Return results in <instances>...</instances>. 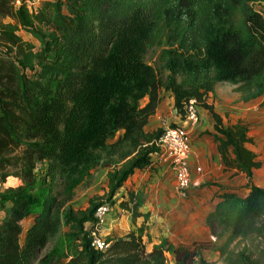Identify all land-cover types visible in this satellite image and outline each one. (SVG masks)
Listing matches in <instances>:
<instances>
[{"label":"trees","instance_id":"1","mask_svg":"<svg viewBox=\"0 0 264 264\" xmlns=\"http://www.w3.org/2000/svg\"><path fill=\"white\" fill-rule=\"evenodd\" d=\"M257 3L264 0H44L31 11L27 4L0 0V170L14 166L12 173L24 182L2 195L0 264H35L60 226L58 198L47 178L41 183L47 192H38V162L52 159L61 168L69 160L83 166L90 159L88 168L108 166L113 194L150 165L166 129L144 128L162 84L142 58L164 44L160 60L171 70L205 78L186 88L168 77L165 87L173 91L181 121L196 99L214 120L211 135L224 166L249 178L246 195L218 190L206 223L215 237L228 232L220 248L227 264H264V187L252 182L264 159L248 146L254 141L248 124L225 125L206 101L222 82L239 84L244 101L264 95V12ZM20 30L35 36L39 48ZM145 96L149 103L139 107ZM119 128L124 133L109 142ZM10 176L1 175L4 181ZM130 194L122 207L135 221L146 218L138 210L140 196ZM101 204L91 200L85 209H69L66 218L82 229L91 224L89 234ZM144 229L111 239L104 250L86 237L65 264H168L170 250L175 264H195L201 254L197 242L173 249L164 242L149 252ZM235 241L243 244L239 250ZM199 263L206 261L200 257Z\"/></svg>","mask_w":264,"mask_h":264},{"label":"rangeland","instance_id":"2","mask_svg":"<svg viewBox=\"0 0 264 264\" xmlns=\"http://www.w3.org/2000/svg\"><path fill=\"white\" fill-rule=\"evenodd\" d=\"M255 7L258 10L264 12V4L257 3ZM9 19H6L8 21ZM19 34L25 39L36 45V49L39 48L40 42L33 36L30 32L25 30H20ZM167 47L165 44L156 46L142 58L143 61L153 66L159 80L161 81V86L159 87L158 95L154 107H152L148 112L147 121L144 124L146 131H154L158 128L167 129L175 126H186L189 130L192 143L197 141H204V143H215L217 144L211 133L214 132V120L208 110L200 107L199 120L194 122H182L181 115L174 105V95L171 89H167L165 86L168 83V77L173 75L176 81L182 84L186 88H195L205 82L204 76H199L194 78L187 73H182L181 71L171 70L164 62L160 60V54L163 48ZM204 91L201 89V92ZM242 91L239 84H233L229 82L217 83L215 87V92L206 95V101L215 106V109L223 115L225 125L230 123H235L238 120H242L248 124L250 128V135L253 137V143L248 144L251 147H256L260 154H264V95L261 97L244 101L242 99ZM150 101L149 96H145L139 99V107L146 106ZM123 128H119L116 132L114 138L109 139V142H114L118 139L120 135L124 133ZM199 139V140H198ZM158 142V141H157ZM219 148V147H218ZM18 152H21L18 150ZM194 155V152L192 156ZM154 156V157H152ZM151 156V162L154 161L156 156L153 154ZM103 162V161H102ZM91 160L89 159L87 164L80 166L75 165L72 160L67 161L62 165V167L56 168V163L54 160L40 161L37 164L35 170L38 176V192L45 195L47 192L43 190L41 185L42 179L47 178V184L50 185L54 194L58 198V204L55 209L56 215L59 216L60 226L55 228L49 236V241L46 247L42 250L39 259L35 264H65L71 257L77 254L83 247L85 239H89L91 234L87 233V225L82 229L80 225L66 218V213L69 209L80 210L85 209L90 206L91 200L96 203H107L111 207V215L109 219H116L114 222L108 219L105 233L102 237L104 240L109 242L111 239L119 238L125 236L131 230H139V226L135 220H133L132 215L129 211L122 207V203L127 202L131 196V191L137 193L141 200L145 201L147 198L146 187L148 184L144 180L143 182L127 181L121 189L116 193H111V188L109 186L108 171L109 167L105 165H96L93 168H88ZM59 164V163H58ZM151 164V163H150ZM86 167V168H84ZM147 169L149 167H146ZM155 168V167H153ZM207 167V172L210 170ZM84 169V170H83ZM152 169V168H151ZM16 170V167L9 166L5 169L0 170V210L3 208L4 203L2 202V195L7 193L8 190H16L19 186H22L24 182L22 179L12 172ZM138 171V170H137ZM256 171V170H255ZM252 177V182L258 184V186L264 187V168L262 167ZM139 172V171H138ZM149 172V171H148ZM12 174L6 181L2 180V174ZM238 173V172H237ZM147 173L143 174L146 175ZM205 174V178H206ZM239 174H234L236 176ZM209 178V177H208ZM238 178V177H237ZM139 179V178H138ZM173 182L174 195L176 196L175 180ZM141 183V185L139 184ZM148 183V182H147ZM224 183L226 181L224 180ZM222 177L220 179L209 178L202 180L198 187L194 190L203 191L204 196L208 197V190L213 189L214 186L220 187L224 185ZM238 183V186H241ZM237 186V185H236ZM138 188V189H137ZM219 191H214L211 193V199L207 201V204L217 202ZM146 194V196H145ZM206 194V195H205ZM191 195V194H189ZM184 199L177 198L169 199L168 194H164L165 199L162 197L160 204L164 201L165 205L162 209H157L159 218L162 220L169 221L171 226V231L175 235V239H170V236H166L165 232H162L163 227H159V234H155L153 231L150 232V227L145 218V222L141 225L144 229V240L146 242L147 250L150 252L152 249L158 245L167 243L168 246L173 249L180 244H197L201 243V254L196 259L195 264L199 263V258L202 257L206 261V264H227L226 255L221 252V245L224 243L228 236V232L221 231L220 237H215L211 234L210 227L206 223L207 215L205 216V224L207 229L204 230V224L200 222H195L196 226L203 225L200 228L201 235L198 239H190L183 235L178 237L179 229L182 227H187L192 223L193 213L198 207V204L191 202L189 196ZM174 196V197H175ZM172 197V196H170ZM175 201V202H174ZM179 201V202H178ZM10 204V203H6ZM133 204H129L132 206ZM139 210V209H138ZM208 210L206 203L198 207L199 212L206 214ZM199 216L198 214H196ZM119 217V218H117ZM33 221V217H29V221ZM159 221L156 219V222ZM161 221V220H160ZM135 225V226H134ZM87 237V238H86ZM168 238L171 240L168 241ZM25 243V233L22 235L21 244ZM243 244L235 241L232 244L235 250H239ZM167 247V246H166ZM165 247V248H166ZM46 256V257H45ZM168 264H175V257L172 250L167 253ZM44 257V259H43Z\"/></svg>","mask_w":264,"mask_h":264},{"label":"crops","instance_id":"3","mask_svg":"<svg viewBox=\"0 0 264 264\" xmlns=\"http://www.w3.org/2000/svg\"><path fill=\"white\" fill-rule=\"evenodd\" d=\"M249 147L257 153V156H258L257 158L259 160L264 159V154L263 155L260 154L261 152L258 151L255 146L254 147L249 146ZM193 152H194V155L191 158V166H192L194 184L189 190V194H191L189 195L190 196L189 199L191 200V202L198 204V207H201L202 204L206 203L208 210L206 211V214L203 215V212H199L198 207H197L195 212L192 214L193 215L192 223L189 224L187 227H182L178 230L179 239L181 235H183V237L186 236L194 240L199 238V236L201 235L200 228L203 227V225L196 226V224H194L195 222H200L204 224V230L207 229V227H205L206 224L204 221L205 216L215 207L214 203L207 204V201L211 199L212 197L210 196L212 192L218 191L222 187L235 190L242 195H246L249 192V185H248L249 178L244 173H237L236 169L226 168L224 166L217 144L213 142L206 144L204 143V141L196 140L193 143ZM155 156H156V158H154L155 160L154 161L152 160L151 164L147 166L149 167L148 169L145 167L144 169L138 170L139 172L136 171L134 175L128 179V181L134 182L138 180L139 182L140 181L143 182L144 180H147L148 183L143 182L144 185L148 184V187H146L147 198L145 201H143L139 197L141 200L139 211L142 212L143 214H147L146 224H148V226L150 227V232L153 231L155 234H159V231H160L159 227H163L162 232L166 231L165 233L166 236H170V239H175V235L171 231V226H170L169 221H165V220H162L163 218L162 219L159 218L157 209L158 208L162 209L161 205L162 207H164L165 205L164 201L162 202V204H160L161 198L163 197L165 199L164 194H168L172 196V197L169 196V199L177 198L179 201H181L180 200L181 197H179L177 193H176V196L174 195V192L172 193V190H173L172 180L173 179L175 180L174 173L158 155H155ZM207 167H209L208 169L210 170V173L207 172L206 174ZM262 167L264 168V164L261 167L257 168L255 173ZM198 168H201V170H198ZM145 173L147 174L143 175ZM205 174H206V178H205ZM234 174H239V175L233 176ZM208 177L209 178L212 177L213 179L214 178L220 179L222 177L223 183H224V180L226 181V183H224L223 186H220V187L214 186L213 189H209L207 191L208 197H206L203 195L204 194L203 191L201 190L197 191L194 189L195 187L199 186L202 180L209 179ZM240 182H241L240 184L241 186H238V183ZM139 185H141V183ZM3 214H4V211L0 210V217ZM196 214H198L199 216H197ZM156 219H158L159 221L156 222ZM109 220H111V218ZM114 220L116 219H112L111 221L114 222ZM144 221H145V217L141 216L137 219L136 223L139 226H142L141 224ZM170 239L168 238V241Z\"/></svg>","mask_w":264,"mask_h":264},{"label":"built area","instance_id":"4","mask_svg":"<svg viewBox=\"0 0 264 264\" xmlns=\"http://www.w3.org/2000/svg\"><path fill=\"white\" fill-rule=\"evenodd\" d=\"M15 6L27 4L32 11L36 9L44 0H13ZM200 107L196 99H191L186 107V119L183 121L196 123L199 120ZM158 155L172 170L175 176L176 193L181 198H187L189 190L194 184L191 158L193 154L192 137L186 126H175L165 130L157 142ZM201 170V168H198ZM111 215V207L107 203L98 206L95 212L96 226L90 228L92 246L98 250H104L109 243L102 237ZM91 224H87V229Z\"/></svg>","mask_w":264,"mask_h":264}]
</instances>
